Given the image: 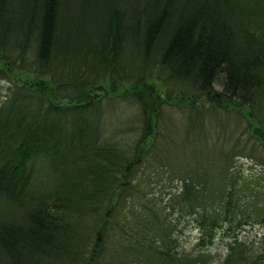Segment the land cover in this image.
Wrapping results in <instances>:
<instances>
[{"label":"trees","instance_id":"obj_1","mask_svg":"<svg viewBox=\"0 0 264 264\" xmlns=\"http://www.w3.org/2000/svg\"><path fill=\"white\" fill-rule=\"evenodd\" d=\"M17 67L36 77L0 103V264H211L219 230L231 239L222 264H264V241L231 235L264 226V209L235 216L233 181L209 184L196 169L168 196L150 190L169 184L126 183L164 103L149 69L181 86L182 100L246 106L247 131L262 137L264 0H0V80ZM116 97L140 105L144 131L133 142L106 137L104 102ZM177 210L196 220L195 254L157 243L154 223L169 229ZM112 234L119 247L109 250Z\"/></svg>","mask_w":264,"mask_h":264},{"label":"rangeland","instance_id":"obj_2","mask_svg":"<svg viewBox=\"0 0 264 264\" xmlns=\"http://www.w3.org/2000/svg\"><path fill=\"white\" fill-rule=\"evenodd\" d=\"M3 59L2 55L1 65L6 67ZM149 70L144 75L146 81L152 85L153 92L162 96L164 103L156 120L154 138L142 144L141 153L137 155V162H144L145 156V163L137 167L126 183L131 180L134 184L142 182L169 184L170 187L162 194L159 193L161 186L154 185V189L150 190L158 196L164 194L168 196V193L178 189L177 184L183 183L182 180L188 172L200 169V173H207L209 184L228 180L241 186L240 194L236 200L234 199L237 209L235 216L238 218L248 219L255 211L264 209V134L259 138L252 127L249 132L247 131L246 124L248 119L251 120L249 109L229 101L214 102L215 100L208 96H202L198 100L192 98L182 100V97L176 94L181 86L170 80L166 72L159 67ZM35 77L34 73L24 71L21 67L12 68L8 75L9 79L0 80V103L10 93L13 83L32 80ZM99 84H101L99 92L102 93L108 91L112 83L111 79L106 77L100 80ZM216 89L221 93L222 87L219 83L216 84ZM104 104L107 110L104 118L107 122L106 137L118 136L123 137L125 141L133 142V139L142 135L144 116L135 99L116 97L106 100ZM154 143L156 147L153 151L159 152H151L150 146ZM164 154L167 156L165 159ZM224 170H231L234 178L228 176ZM198 172L199 170L193 176L197 177ZM41 181L42 174L39 173L38 183ZM168 221L170 227L167 230L161 227L159 222L154 223L153 230L158 234V245L173 249L181 257L192 255L193 251L198 252L199 228L195 225L196 220H193V216L177 210L168 214ZM218 232V238L211 245L213 253L211 259H214L211 264H222L228 254L225 243L231 239L224 237L223 231ZM234 233H239L241 240L253 241L255 246H260L264 241V226L260 223L254 226L249 223L241 229L235 227L231 235ZM119 239V235L117 237L112 234L109 237V250L119 247V245L110 247ZM109 257H112L110 253ZM134 258L143 259L141 254Z\"/></svg>","mask_w":264,"mask_h":264},{"label":"water","instance_id":"obj_3","mask_svg":"<svg viewBox=\"0 0 264 264\" xmlns=\"http://www.w3.org/2000/svg\"><path fill=\"white\" fill-rule=\"evenodd\" d=\"M101 237H102V236H101V234L99 233L98 240H101Z\"/></svg>","mask_w":264,"mask_h":264}]
</instances>
